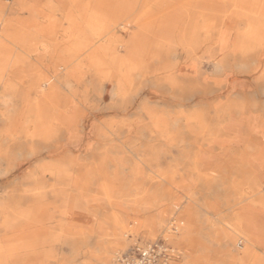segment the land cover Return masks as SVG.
<instances>
[{"label":"rangeland","instance_id":"rangeland-1","mask_svg":"<svg viewBox=\"0 0 264 264\" xmlns=\"http://www.w3.org/2000/svg\"><path fill=\"white\" fill-rule=\"evenodd\" d=\"M12 1L0 0V47H5L6 52L12 45L1 36V31L16 16H27L12 11ZM167 1L146 0L145 5L148 6L145 7L143 0H139L134 15L145 16L143 12L147 9L146 16L150 19L162 16L171 10ZM52 7L56 5L52 3ZM60 7L61 14L67 12L66 8H71L67 4ZM41 11V15L49 14L45 9ZM39 22L47 21L40 18ZM146 23L159 24L155 21L141 24ZM242 27L243 23L238 24L232 35L234 39ZM126 29L117 35L127 45L137 29L134 24ZM184 30L181 27L169 33L160 32L159 28L140 29L137 40H134L138 51L133 57L140 67L127 72L123 86L125 96L122 98L115 95L118 90L115 78L110 76L100 82L93 81L94 75L85 62L77 70L76 78L81 81L78 85L66 91L61 83L60 92L69 96L74 104L67 115L76 125L78 140L77 149L68 158L62 153L51 157L48 150H40L43 145L37 137L15 133L17 126L10 128L0 118V241L9 235L5 221L15 218L11 230L15 240L23 241V236H27L40 243L37 251L43 259L38 264H125V257L135 247L154 242L167 248L164 264H194V257L199 258V264H243L232 259L222 239V233L234 235L229 224L235 209L225 203L234 199L236 190L231 189V176L224 167V177L227 178L210 184L215 167L222 166L226 157L215 144L207 141H212V136H233L224 131L215 133L214 129L215 112L229 101H236L244 108L241 136H250L248 124L257 121L264 126V79L260 78L261 71L254 70L256 62L250 54L235 53L227 59V69L213 71L208 63L211 60L210 49L206 45L193 48L192 58L200 70L192 71L189 67L192 60L184 51L188 39H183ZM157 40L167 41L164 48L156 49ZM167 48L168 54H164ZM126 52L127 48L120 49L121 56ZM22 57L31 60L27 54H22ZM14 59L15 54L9 53L5 62L11 64ZM162 65H168V69L159 74ZM51 67L53 64L44 67L43 73H48ZM8 79V72H5L0 95ZM29 81H22L23 86L20 84L18 88L22 90ZM231 82L242 83L243 87L226 96L227 85ZM196 85L208 88L210 94L207 98L200 95L191 97L189 89ZM32 97L33 94L29 93V98ZM201 108L207 113L205 122L208 130L204 134L188 124ZM145 111L165 120V129L157 130L150 126L151 119ZM33 128V125L26 127L29 131ZM169 138L189 141L191 144L186 150L192 153L196 149L192 140L206 145L198 161H193L182 158L183 154L176 146H167L165 139ZM105 141L112 142L115 147L122 142L125 145H121L122 152L118 153L117 148L110 151L107 158L101 149ZM147 143L153 144L163 154L156 162L150 155L143 154L141 148H130L131 145L139 148ZM30 149L41 153L32 156ZM50 162L65 168L60 181L38 170ZM176 162L179 166L175 167ZM187 167L191 176L189 186L174 184L172 179L175 177L174 181H179L178 177L183 176ZM256 183L262 186L261 193L264 194V172L257 174ZM109 185L113 187L110 192L107 190ZM141 195H155L163 197V200L147 209L135 201L136 196ZM156 215L161 220V227L152 234L144 232L138 223ZM254 219L264 234V214ZM179 220L190 228L188 239L200 242V245L192 248L186 245L188 239L179 245L172 243L171 240L176 241L180 237L183 225L180 226ZM4 243L2 240L0 245ZM257 252L264 257V248Z\"/></svg>","mask_w":264,"mask_h":264},{"label":"bare ground","instance_id":"bare-ground-1","mask_svg":"<svg viewBox=\"0 0 264 264\" xmlns=\"http://www.w3.org/2000/svg\"><path fill=\"white\" fill-rule=\"evenodd\" d=\"M138 2L139 0H13L12 11L27 16H16L15 19L8 21L1 31V36L12 45L7 52L5 47H0V84L5 72H8L9 77L0 95V118L4 123L10 128L17 126L15 128L17 134L37 137L43 145L40 150H48L50 156L62 153L68 158L70 153L73 155L78 147L76 125L67 114L74 104L69 96H64V93L60 92V85L63 84L66 91L78 85L81 81L76 78L77 70L85 62L87 69L94 75V79L91 77L93 81L100 82L111 76L116 79L118 85L115 95L121 98L125 96L123 86L127 81V72L138 70L140 67V63L133 61V57L138 51V44L134 40H137L136 36L142 28H159L160 32L164 30L169 33L170 30L172 32L174 29L185 28L183 39L186 37L188 39L186 38L187 47L184 51L189 60H192L189 66L192 71L200 70L196 60L192 58L193 48H197V45H206L210 49L211 60L208 63L213 71L227 69L226 61L235 53L250 54L252 60L256 62L254 70L258 73L261 71L260 78L264 79V0H169L166 3L171 10L154 19L146 16L147 9L142 11L145 16L134 15V8ZM52 3L56 7H52ZM145 3L146 0H143V6ZM62 4L71 7L66 8L65 14L59 12ZM41 9H45L49 14L41 15ZM57 12L60 13L59 16ZM40 18L47 22H39ZM151 21L159 24H141ZM240 23H243L242 31L238 32L234 39L233 32ZM131 24H134L137 32L131 34V41L126 45L117 34L120 30L126 32L128 30L126 28ZM165 43L167 41H155L156 49L160 50L162 46L164 48ZM121 48H127L125 56L120 55ZM165 51L164 54H168V48ZM9 53L15 54L11 64L5 62ZM22 54H27L31 60L22 57ZM216 55L221 58H215ZM49 64H53V67L44 74L42 70ZM165 69H168V65H162L159 74L165 72ZM26 80H30L29 84L20 90L19 85ZM205 86H191L189 89L191 97L200 95L201 98H207L210 91ZM242 87L243 84L239 82L229 83L226 96L233 95ZM29 93L33 94L32 98H29ZM256 99L259 101L258 97ZM203 108L199 114L191 117V123L188 124L194 125L204 134L208 129L205 122L207 113ZM141 109L144 110L145 107ZM243 109L236 101H229L226 106L215 112V133L224 131L232 133L233 136H212V141H207L209 144H215L226 157L222 166L213 168V181L210 184L227 178L224 177L223 167L228 169L231 176L230 187L236 190L234 195L237 194L230 200L231 202L225 203L235 209L232 222L229 224L234 235L222 233V239L232 259L243 264H264V257L257 252L264 248V234L259 224L254 221L258 215L264 214L262 186L256 183L257 174L264 172V126L257 121L248 124L247 131L250 136H241ZM145 114L151 119L150 126L157 130L165 129L167 124L165 120L157 119L148 111H145ZM250 119L256 120L255 117ZM29 125H33L32 131L26 129ZM165 140L167 146L179 148L180 154H183L182 158L193 161H198L197 158L201 157L206 145L192 140L196 148L192 153L186 150L191 144L189 141H174L171 138ZM123 144L122 142L121 145ZM121 145L115 147L109 141L104 143L101 149L107 156L110 151L117 148L119 153ZM130 148H133L132 150L141 148V152L150 155L151 160L155 162L163 155L153 144L147 143L139 148L131 145ZM40 150L39 152L31 150L30 153L34 156L41 153ZM174 166L179 164L176 162ZM38 170L41 173H48L57 181L65 175V168L52 162L41 165ZM236 175L240 176L241 180ZM174 179L175 177L172 179L174 184L189 186L190 169H186L183 176L178 177L179 181ZM107 190L110 192L113 187L109 185ZM161 200L163 197L155 195H141L135 198L137 204L147 209L156 206ZM14 219H7L4 224L9 235L2 238L5 245H0V264L40 263L43 259L37 251L40 243L26 238L27 236H23V241L17 242L11 231ZM179 223L180 226L183 225L180 237L176 241L171 240L175 245L186 241L190 233V228L185 227L181 220ZM138 225L144 232L152 234L161 227V220L157 215L149 216ZM186 245L193 248L200 245V242L190 239ZM199 261L197 257L192 258L194 264H199Z\"/></svg>","mask_w":264,"mask_h":264},{"label":"built area","instance_id":"built-area-1","mask_svg":"<svg viewBox=\"0 0 264 264\" xmlns=\"http://www.w3.org/2000/svg\"><path fill=\"white\" fill-rule=\"evenodd\" d=\"M167 248L159 242L137 246L125 257V264H164L167 259Z\"/></svg>","mask_w":264,"mask_h":264}]
</instances>
